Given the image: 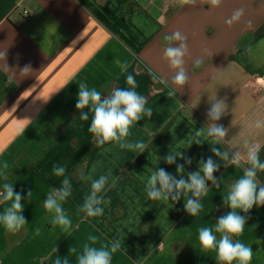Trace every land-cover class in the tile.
<instances>
[{
    "label": "crops",
    "instance_id": "obj_1",
    "mask_svg": "<svg viewBox=\"0 0 264 264\" xmlns=\"http://www.w3.org/2000/svg\"><path fill=\"white\" fill-rule=\"evenodd\" d=\"M238 9L243 15L229 25ZM177 30L187 37L189 79L169 98V87L158 78L175 87L174 70L163 58V38ZM0 52H7L0 58V164L9 165L0 186L13 183L22 194L27 221L15 234L0 226V264H54L57 255L68 256L71 246L80 250L91 243L89 236L98 238L96 247L121 241L112 264H216L215 253L201 250L198 229L213 226L230 210L223 196L243 169L225 168L209 143L189 147L188 140L206 126L209 101L225 99L228 112L217 123L228 135L226 144L216 147L244 153L245 142L258 143L264 161V127H254L256 120L264 122V0H222L218 7L208 0L194 5L181 0H0ZM197 59L202 60L199 68L194 67ZM125 63L128 68L121 71ZM25 65L31 66L27 73L21 72ZM129 74L153 110L128 137L146 144L141 154L113 144L96 146L88 132L91 115L82 121L75 108L79 82L107 95L128 87ZM173 150L192 159L185 175L198 170L202 157L221 165L214 175L223 182L220 188L209 182L196 217L184 211L183 197L173 203L146 195V180L157 167L179 178L176 164L163 159ZM183 163L177 157V164ZM54 165L65 167L72 184L63 202L72 221L69 233L51 225L52 214L43 207L64 179L53 174ZM110 171L103 193L110 203L102 206V216L87 217L79 209L91 182L80 175L97 179ZM258 179L264 183V172ZM6 206L0 203V213ZM248 215L243 234L234 239L252 248L250 264H264V206ZM69 264H76L74 255Z\"/></svg>",
    "mask_w": 264,
    "mask_h": 264
},
{
    "label": "clouds",
    "instance_id": "obj_2",
    "mask_svg": "<svg viewBox=\"0 0 264 264\" xmlns=\"http://www.w3.org/2000/svg\"><path fill=\"white\" fill-rule=\"evenodd\" d=\"M197 0H181L182 5L196 4ZM213 7H218L222 0H208ZM243 15V9L236 10L226 22L231 25L239 21ZM166 46L163 58L168 62L169 67L174 70L171 77V85L163 78H158L159 83L169 87L167 96L169 98L176 94L178 88L184 87L188 82V73L185 69V57L188 55L187 37L179 30L164 36ZM7 52H0V58H6ZM202 60L197 59L194 67L199 68ZM121 71H126L127 63L122 64ZM31 69L30 65H25L21 72L27 73ZM125 88H113L107 95H102L95 87H89L85 81L78 83L76 110L80 113L79 119L89 121L88 132L92 134L96 146L103 147L105 144H113L120 149L130 150L141 154L145 152L146 144L142 141L132 142L128 140L131 129L145 117L150 118L153 110L146 107L147 98L136 91L137 84L135 78L129 74L126 77ZM210 107L206 112V126L195 130L194 136L188 140L189 147L195 143L202 145L207 142L212 147L210 151L223 166L229 165L243 169V174L228 186L227 194L223 196V204L230 209L225 215L218 218L213 226H202L198 229V243L205 253H215L216 264H250L253 251L239 239H234L243 234L249 213L254 207L264 206V183L258 179V173L264 172V161L260 158L261 145L258 143L245 142V152L221 149L216 145H225V137L228 129L217 122L227 114L228 105L225 99L217 97L210 100ZM87 109V111H84ZM256 129L264 127V122L256 120ZM20 131H24L21 129ZM203 137L204 139H201ZM107 151V149H105ZM177 157L184 161L177 164ZM164 161L168 165L176 164V172L179 176L169 173L164 168L157 167L151 171L145 184V192L151 201H163L173 203L184 199V211L191 217L198 216L203 211L202 198L209 192V182L215 188H220L223 177H216L214 174L219 171L221 165L211 156L207 159L203 157L198 162V170L185 175V165H191L192 159L185 157L184 152L171 151L164 156ZM7 161L0 164V176L7 179L3 170L8 169ZM66 169L60 165L53 166V174L57 177H64L62 186L53 189L47 194V199L43 202V207L52 214L50 223L59 226L64 233H69L72 221L64 211L63 202L72 194V184L65 176ZM111 171L106 175H101L93 179L92 175L81 173L80 179L91 182L90 193L85 197L84 203L79 211L87 217L102 216L103 205L110 203V199H105L103 193L109 183ZM115 179H112V186H115ZM191 194V196H189ZM33 191L27 193L28 200L32 198ZM0 203L7 206L0 213V226L8 233H18L27 224L22 215L24 204L22 194L14 191L13 183L4 182L0 186ZM244 213L241 215L240 213ZM91 243H85L82 249L78 250L71 246L68 256H56L54 264H69V255L75 256L76 264H112L113 254L121 247V241L115 239L110 243H103L96 247L98 238L89 236ZM162 246V244L160 245ZM54 251L57 253V248Z\"/></svg>",
    "mask_w": 264,
    "mask_h": 264
},
{
    "label": "built area",
    "instance_id": "obj_3",
    "mask_svg": "<svg viewBox=\"0 0 264 264\" xmlns=\"http://www.w3.org/2000/svg\"><path fill=\"white\" fill-rule=\"evenodd\" d=\"M25 15H28V12L27 11H25Z\"/></svg>",
    "mask_w": 264,
    "mask_h": 264
}]
</instances>
